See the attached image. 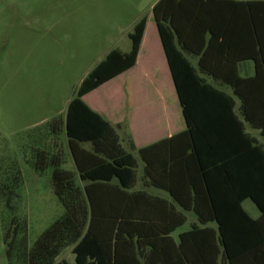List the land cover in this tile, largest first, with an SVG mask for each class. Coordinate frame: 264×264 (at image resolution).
<instances>
[{
    "label": "trees",
    "instance_id": "obj_1",
    "mask_svg": "<svg viewBox=\"0 0 264 264\" xmlns=\"http://www.w3.org/2000/svg\"><path fill=\"white\" fill-rule=\"evenodd\" d=\"M151 9L186 123L183 134L202 180L199 190L187 174L192 197L168 190L201 225L180 232L175 241L170 233L183 218L168 228L141 209L148 202L139 193L127 197L136 175L135 146L130 139L122 141L123 124H111L82 98L134 65L147 22L142 16L128 33L130 49L108 51L68 102L62 124L77 177L61 167L58 156L48 157L45 148L35 154L36 171L53 167L51 185L64 211L34 241L27 264H264V145L246 130L259 129L264 137V0H157ZM218 40L215 49L229 55L221 78L230 92L206 82L188 58L199 49L204 54ZM245 52L254 55L252 76H240L233 66L231 57ZM217 70L208 71L216 75ZM57 121L51 120L53 132L60 129ZM165 141L171 150L172 136L149 146ZM147 147L138 150L141 157ZM17 172L4 181L0 176V201L9 208ZM245 199L256 205L258 217L243 207ZM17 230V225L4 227V243ZM11 245L5 250L10 264ZM66 246H71L72 262L57 260Z\"/></svg>",
    "mask_w": 264,
    "mask_h": 264
},
{
    "label": "rangeland",
    "instance_id": "obj_2",
    "mask_svg": "<svg viewBox=\"0 0 264 264\" xmlns=\"http://www.w3.org/2000/svg\"><path fill=\"white\" fill-rule=\"evenodd\" d=\"M156 1L0 0L1 180L17 170L19 173L18 182L11 185L12 207L0 201V264H10L5 252L10 243L11 264H27V252L34 241L63 213L51 185L53 167L36 171L35 154L45 148L48 157L58 156L61 167L77 177L62 124L68 102L82 78L108 51L130 49L128 33L142 16L147 18V41L153 54L149 69L157 76L161 72L151 9ZM157 76L152 80L133 70L89 95L96 108L85 103L95 111L104 109L107 113H102L112 120L133 110L135 121H141L138 126H142L148 122L146 115L159 98V89L168 97L166 108L178 106L173 84ZM54 118L60 128L55 132L50 129ZM260 142L264 145V137ZM243 207L251 216L259 215L250 199ZM14 225L18 226L17 235L4 243V227ZM188 227L185 223L173 235ZM59 259L73 261L71 246L62 249Z\"/></svg>",
    "mask_w": 264,
    "mask_h": 264
},
{
    "label": "crops",
    "instance_id": "obj_3",
    "mask_svg": "<svg viewBox=\"0 0 264 264\" xmlns=\"http://www.w3.org/2000/svg\"><path fill=\"white\" fill-rule=\"evenodd\" d=\"M203 42H206L205 38H203ZM219 42V40L217 42H213V45L215 44L214 48H212V46L211 48L208 47L207 51L204 54L203 49H199L196 54L190 53L188 55V58L191 64L198 69L200 75L206 82L217 86L226 92H230L228 81L221 78L225 75L222 70L227 69V64L229 62H226V59H229V55L227 54L226 49H215V47H218ZM148 43L146 22L144 33L140 42V48L134 65L112 77L111 79L105 81L98 87L85 93L82 97L84 101H88V103H90L94 107L92 99L88 98L89 95L98 92L104 86L115 81L124 74L130 73L133 70L138 69L140 75L151 78L152 80L155 79V77L157 76V72L151 71L148 66V63L152 64L153 55L150 52V45ZM253 47L255 53L257 46L253 44ZM154 50L158 54V57L160 59L159 64L161 66V72L158 74L157 78L160 80L165 79L167 83H172L173 89L175 91L172 75L158 31L156 42H154ZM250 52H253L252 49H250ZM253 57L254 55H247L246 52L245 55H236L235 57H231L232 61L234 62L233 66L238 70L240 76H252L254 74ZM211 68L218 69L216 71V75H212L211 73H209L208 70H210ZM144 73L145 75H143ZM146 94H149L148 98H150V93L146 92ZM157 96H159V98L154 101L155 104L152 105L153 109L148 111L146 115V119L148 122H144L142 126H138L141 121H135V113L133 115V110H125V112H122L119 117L114 120L110 119V117H107L106 114L102 113H107L104 109L96 110L100 112V114L105 117L111 124H123V127L119 130L122 141L125 143L128 139H130L135 146V149L132 153L136 158V175L133 184L127 189V197H136L137 193H139L140 197H144V199H146V201L148 202V205L144 206V203L141 209H148V212L153 214L154 222H160L168 228L173 226V224L177 223L181 220V218H183V222L170 233L173 239L175 241H178V234L182 231L178 232L177 236L173 235V233L178 228L183 226L185 223H188L189 227L187 229H189L192 225H198L199 223L197 221V216L192 210L183 209L176 203L174 199L170 197L168 188H173L175 190V194L179 195V197H192L193 187L187 180V174L188 178H190V182H195V188H199V190L200 181L202 180L199 173L198 163L193 156L192 147H189V145H187V139L185 138L186 136H184L183 134V131L186 128V123L182 115V110L177 94L176 97L178 106L172 104L171 107L167 108L166 103H168V101L166 98L168 97H166L165 95V90L159 89L157 92ZM236 104H238V102ZM160 108H162L161 111H159ZM201 108L203 110L205 109V106L202 105ZM160 118L161 122L159 123ZM154 119L156 120V123L152 124L151 120ZM246 130L252 136L256 137L258 142H260L261 135L259 129H251L249 126H246ZM171 136V150L169 149L170 142L167 141L161 143L160 145L158 144L157 146H149L150 144L157 143L158 141ZM147 146H149V148ZM88 147L89 146H87V148ZM144 147L147 148H145V153H143V156L141 157L138 150ZM199 147H201L202 149L205 148L202 145ZM161 152L164 155L159 156V153ZM170 163L172 164L173 170V174L171 175L169 174ZM157 197L160 200H156L155 198ZM246 200L247 199L243 200L242 205ZM125 204L132 205L133 202H126ZM210 225L213 226V223H210Z\"/></svg>",
    "mask_w": 264,
    "mask_h": 264
}]
</instances>
